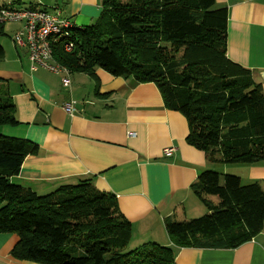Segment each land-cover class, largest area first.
I'll use <instances>...</instances> for the list:
<instances>
[{
	"label": "trees",
	"instance_id": "1",
	"mask_svg": "<svg viewBox=\"0 0 264 264\" xmlns=\"http://www.w3.org/2000/svg\"><path fill=\"white\" fill-rule=\"evenodd\" d=\"M90 26L72 30L75 46L55 56L71 72L103 68L158 87L167 108L188 121L187 142L212 163L264 160V92L251 69L227 55L228 10L216 0H102ZM5 48L0 45V60ZM0 79V126L17 124V108ZM37 146L0 134V233L18 241L11 255L42 264H177L176 247L235 248L264 228L258 181L213 169L191 184L209 212L191 221L167 219L175 246L134 244L117 195L91 179L47 194L11 181ZM219 197L214 202L209 196Z\"/></svg>",
	"mask_w": 264,
	"mask_h": 264
},
{
	"label": "crops",
	"instance_id": "2",
	"mask_svg": "<svg viewBox=\"0 0 264 264\" xmlns=\"http://www.w3.org/2000/svg\"><path fill=\"white\" fill-rule=\"evenodd\" d=\"M216 2L228 10V57L251 69L264 92V0ZM4 6L49 11L57 6L75 28L95 23L103 9L102 0H0ZM21 27L16 21L0 25V33L11 38L0 60V79L19 121L0 126V134L27 139L37 151L26 156L13 183L43 195L91 179L99 190L117 195L134 244L170 246L175 245L167 219L191 221L206 207L191 189L204 170L221 165L216 171L236 174L244 184L258 181L264 189V160L209 162L204 151L187 142L186 117L166 107L156 84L98 68L94 76L71 72V83L64 86L61 74L32 70L27 49L13 42ZM70 99L78 101L73 114L63 108ZM167 147H174L171 155L164 154ZM209 198L219 201L216 195ZM17 241L16 234L0 233V264H42L14 258ZM175 256L177 264H264V228L235 248L177 246Z\"/></svg>",
	"mask_w": 264,
	"mask_h": 264
},
{
	"label": "built area",
	"instance_id": "3",
	"mask_svg": "<svg viewBox=\"0 0 264 264\" xmlns=\"http://www.w3.org/2000/svg\"><path fill=\"white\" fill-rule=\"evenodd\" d=\"M9 21L22 22V27L13 35V42L27 49L31 69L43 67L61 74L63 85L69 86L71 71L56 58L55 46L62 42L65 51L73 50L75 43L71 39V33L75 29L74 24L62 17L57 6L53 11L31 7H0V25ZM77 103V100L70 99L63 104V108L67 113L73 114ZM174 150V147H167L164 154L171 155Z\"/></svg>",
	"mask_w": 264,
	"mask_h": 264
},
{
	"label": "rangeland",
	"instance_id": "4",
	"mask_svg": "<svg viewBox=\"0 0 264 264\" xmlns=\"http://www.w3.org/2000/svg\"><path fill=\"white\" fill-rule=\"evenodd\" d=\"M13 22V21H12ZM11 38L9 37V34L8 33H5V34H1L0 33V45H2L3 47H6L9 43H11ZM230 164V163H229ZM221 168V165L219 166V165H216L214 168H216V170H217V168ZM218 171H220V170H218ZM232 174V173H231ZM51 192V191H50ZM49 193V192H48ZM44 194H46V193H44ZM214 198H217V197H214ZM208 212V210H207V208L206 207H203V211L200 213V214H198V215H204V214H206ZM197 215V214H196ZM199 216V217H200ZM197 218V216H195V218H191L190 220H194V219H196Z\"/></svg>",
	"mask_w": 264,
	"mask_h": 264
}]
</instances>
